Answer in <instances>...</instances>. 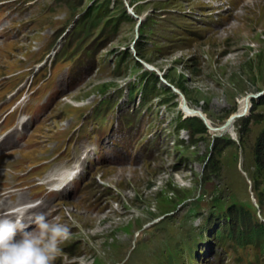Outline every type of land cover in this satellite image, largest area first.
I'll return each mask as SVG.
<instances>
[{
  "label": "rangeland",
  "instance_id": "obj_1",
  "mask_svg": "<svg viewBox=\"0 0 264 264\" xmlns=\"http://www.w3.org/2000/svg\"><path fill=\"white\" fill-rule=\"evenodd\" d=\"M1 2L3 111L56 91L29 111L23 162L94 115L68 141L91 164L52 220L71 230L56 264H176L193 246V264H264L260 241H236L264 219V0Z\"/></svg>",
  "mask_w": 264,
  "mask_h": 264
},
{
  "label": "clouds",
  "instance_id": "obj_2",
  "mask_svg": "<svg viewBox=\"0 0 264 264\" xmlns=\"http://www.w3.org/2000/svg\"><path fill=\"white\" fill-rule=\"evenodd\" d=\"M70 235L67 225L45 214L36 215L31 223H25L23 212L0 217V264H54Z\"/></svg>",
  "mask_w": 264,
  "mask_h": 264
},
{
  "label": "bare ground",
  "instance_id": "obj_3",
  "mask_svg": "<svg viewBox=\"0 0 264 264\" xmlns=\"http://www.w3.org/2000/svg\"><path fill=\"white\" fill-rule=\"evenodd\" d=\"M249 104H250V99H248L247 97H244L241 101H240V103H239V109H238V111L236 112V113H233L226 121H225V123H224V125L222 126V131H225V133H228L229 131H230V129H229V126L236 120V119H239V118H241V117H243V116H245L246 114H247V112H248V109H249ZM191 112H193L192 110H189V108H188V111H187V113L189 114V113H191ZM196 114H198L197 112H195ZM14 135V132L13 131H11L10 133H8V137H11V136H13ZM120 166V165H119ZM122 166V165H121ZM109 167V166H108ZM122 170H124V171H128V172H130V170L131 169H126V168H123V167H121V168H119V169H116L115 170V173H117V175H120L121 176V174L123 173L122 172ZM112 171H114L113 169H112ZM122 180V179H121ZM119 181V180H118ZM101 197V196H100ZM87 217V216H86ZM86 219V218H85ZM103 222V220L101 219L98 223H97V225H99V224H101ZM85 223H87V222H85ZM61 247V246H60ZM60 263H61V261H62V258H61V255H60ZM58 258V259H59Z\"/></svg>",
  "mask_w": 264,
  "mask_h": 264
},
{
  "label": "trees",
  "instance_id": "obj_4",
  "mask_svg": "<svg viewBox=\"0 0 264 264\" xmlns=\"http://www.w3.org/2000/svg\"><path fill=\"white\" fill-rule=\"evenodd\" d=\"M243 223H245V230L249 227V224H248V218L247 216L244 217L243 219ZM251 227L248 228V230L250 231ZM246 232V231H245Z\"/></svg>",
  "mask_w": 264,
  "mask_h": 264
},
{
  "label": "water",
  "instance_id": "obj_5",
  "mask_svg": "<svg viewBox=\"0 0 264 264\" xmlns=\"http://www.w3.org/2000/svg\"><path fill=\"white\" fill-rule=\"evenodd\" d=\"M138 21L140 22V21H141V19H139V18H138Z\"/></svg>",
  "mask_w": 264,
  "mask_h": 264
}]
</instances>
